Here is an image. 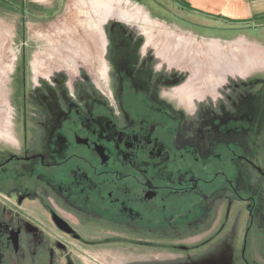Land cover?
I'll list each match as a JSON object with an SVG mask.
<instances>
[{
	"label": "flooded vegetation",
	"instance_id": "obj_1",
	"mask_svg": "<svg viewBox=\"0 0 264 264\" xmlns=\"http://www.w3.org/2000/svg\"><path fill=\"white\" fill-rule=\"evenodd\" d=\"M150 12L157 18L153 7ZM159 16L168 25V16ZM216 19L236 24L226 17ZM180 22L200 31L215 30ZM173 24L168 26L174 34H184ZM115 29L110 31L109 59L112 53L119 55L110 60L113 76L108 83H101L104 75L96 74L95 90L82 79L73 87L77 76L64 69L63 77L57 79L54 71L53 80L46 77L37 85L36 94H29L26 85L21 96L17 94L21 110L17 144L0 146V264H95L109 250H130L128 243L137 250L153 249L165 260L167 247L186 242L175 239L198 235H203L198 243L178 246L204 254L205 248L225 242L239 264L237 248L264 239L253 204L258 190L240 191L238 180L242 165L258 170L264 179L260 157L244 153V145L235 140L215 139L206 148L200 140H208L195 138L186 125L226 121L234 132L256 125L248 121L254 115L246 105L239 114H218L215 109L218 112L208 118L205 108L212 97L217 96V103L227 100L231 112V104L243 92L236 94L230 82L206 89L202 83L189 101L207 107L196 109L189 118L178 87H185L191 77L179 72L181 68L163 70L170 59L171 64L187 62L176 53L174 39L160 40L161 57L156 58L165 61L155 70L144 64L142 39L119 36ZM229 30L223 27V32ZM186 33L197 42L202 38ZM170 53L177 55L171 58ZM168 80L180 83L172 86ZM244 200L249 201V212L240 240ZM220 209L225 211L222 218ZM232 224L237 228L230 235ZM225 255L231 258L226 253L219 260Z\"/></svg>",
	"mask_w": 264,
	"mask_h": 264
},
{
	"label": "rangeland",
	"instance_id": "obj_2",
	"mask_svg": "<svg viewBox=\"0 0 264 264\" xmlns=\"http://www.w3.org/2000/svg\"><path fill=\"white\" fill-rule=\"evenodd\" d=\"M186 1L195 5L194 7L198 6L200 9H205L207 5L209 8L215 9L217 3H219L218 0H207L206 4L202 3L203 5H201L202 0ZM96 2L102 3L97 4ZM183 2V0H111V9H109L110 7L106 0L94 2L93 0H65L53 11L54 13L56 12V16L49 14L54 18L44 20L42 25L30 24L39 30H43V32L39 33V36H36L35 32H30L29 39L13 38L11 30L13 31L15 24L12 21V25L7 26L8 32L6 35L9 38L0 40V146L17 144L15 136H17L21 126V110L20 106L18 107L17 94L19 93L21 96L24 85L27 88L29 87L28 93L34 95L37 93V85H43L46 77L53 80L54 78L51 77L52 72L56 71L55 77L59 79L65 74L61 75V70L64 69L71 71L73 76H77L73 87H76L82 79L85 80L84 83L90 89L95 90L96 86L99 87L96 74H103L104 80L101 83H108V77L111 78L113 76L111 71L109 72L111 67L110 60L112 62L113 60L116 61L119 55L116 52L112 53L111 59H109L111 53L109 51L111 45L110 31L116 28L115 30L118 31L119 36L123 35L130 40H133V38H136V40L142 39L144 46H142L141 50H143L145 57V59L143 58L144 64L155 70L160 69L163 60L165 61L164 58L163 60L156 58V56L161 57L160 49L158 48L160 40L169 37V43L171 39H174L175 44L178 45V49L175 48L176 53L186 59L187 62H183L186 65L181 67L183 65L181 61L175 63L176 65L171 64L172 62L170 61L172 59H170V64L165 63L163 70L181 68L178 70L179 72H183L187 78L191 77L185 83V87L181 85L184 90L182 87H178L180 89L179 93L187 101L185 103L188 108L189 118H193L197 114H195L196 109L207 107L196 105L189 101L194 97L195 92H198L202 83L206 84L203 87L206 89L212 84L214 87V85H221L223 81L230 82L233 83L237 91L236 94H238V90L243 92L231 104V112H227L229 109L227 100L217 103V96L212 97L210 106L208 105L209 108H205L206 111L208 109L210 111L208 118L218 112L213 111L215 109H219L218 114L224 112L239 114V112L243 111L240 107L246 105L251 109L252 115H254L248 121L256 125L245 128L239 127L236 132L225 126L226 121H198L194 122V124L188 123L186 126L189 128V132H194L195 138H206L208 140H200L202 145L207 144L206 148L215 139L218 141L235 140L240 142L244 145V153L247 155H253V153L259 155L260 165L264 168V67L256 66L258 62L257 51L264 52V48H261L262 45L264 47V34L261 38L259 37L261 36L259 33L261 31H259L260 26H258L264 23V19L256 18L251 23L238 21H236V24L224 23L217 20V17L213 18L209 14H202L203 12L197 10V7V9H193L194 7L190 8ZM245 2L247 4H256L253 0H245ZM152 7L157 12L154 15L158 19L152 16L150 12ZM161 14L167 15L168 19H170L168 25L174 23L175 25L173 24L172 27H175L176 30H184V34L179 31L174 34L176 32L169 29V26L162 20L163 15L159 16ZM180 20L205 26L209 25V28L213 27L215 30L206 28L204 31H200V29H197V31L186 22H180ZM0 22L2 21L0 20ZM224 26L231 28V30L223 32ZM55 30H58V32L54 35L47 37L43 35L44 33L45 35L50 34ZM186 32H192L195 35L200 34L202 38H199L200 41L197 42L195 37L193 39L186 36L185 34L188 35ZM57 37H59L60 43L49 48L51 41H55ZM167 48L170 52L171 49L168 45ZM178 51L180 52L178 53ZM119 52L122 53L121 50ZM176 53H170V57H174L177 55ZM26 63H28L27 66L30 70L26 68ZM167 83H170L169 80ZM179 83L172 82L170 84L178 86ZM31 84L33 86H30ZM226 84L224 83V86ZM89 87L87 88L89 89ZM32 88L35 89L33 90ZM223 95L221 94L222 97ZM30 97L32 100L34 99L33 96ZM221 105H225L227 108L221 107ZM257 111L260 112L256 114ZM238 173L240 174L238 178L240 191L245 192L251 189L252 192H256L258 190L259 195H257L256 204L250 203L254 204L255 212L259 214L260 222L264 226V179L260 178L261 174L258 170H253L245 165L241 166ZM248 202V200H244L241 203L240 240H242L243 232H245L247 227ZM224 213L225 211L220 209L221 218ZM236 228V225L230 228V235L233 234ZM202 236H185L175 240H184L186 242L180 244L189 246L198 243V239ZM251 243L249 240L245 248L244 245L243 247L240 245L237 248V262L239 264H264V247L263 249L260 247L262 244L264 246V239L262 242ZM180 244H176V248L167 247L163 255L165 260H163L162 255L159 256L160 258L156 257L157 254L153 252V249L137 250L134 244L128 243L127 247L130 250L124 252H112L109 250L107 254H102L98 258L100 263L95 264H235L234 252L231 253L232 250L230 249L226 250L228 247L225 242L214 244L213 247L202 250L204 254L201 251L198 253L195 251L191 252L192 250L190 252L184 251L178 246ZM254 245L255 248L252 249ZM121 247L122 244L119 248ZM152 253L154 254L152 255ZM226 253L231 258L225 255L219 260V256Z\"/></svg>",
	"mask_w": 264,
	"mask_h": 264
},
{
	"label": "crops",
	"instance_id": "obj_3",
	"mask_svg": "<svg viewBox=\"0 0 264 264\" xmlns=\"http://www.w3.org/2000/svg\"><path fill=\"white\" fill-rule=\"evenodd\" d=\"M65 2V0H0V40L9 38L6 33L7 26L12 25V21H14V27L13 31L11 30V33L13 34V38L16 39H29L30 32H35L36 36H39V33L43 32V30H39L36 27L31 26L32 25H39L43 24L42 22L44 20H49L54 18L53 16H56L57 6L62 4V2ZM99 1V0H93ZM219 3H217L216 8H209L207 7L204 9V11H208V13L212 14L213 16L217 17H226L230 21H238L242 23H251L253 20L255 21L256 18H262L264 19V1L261 0H253V2H256V4H247L245 0H218ZM108 3V6L110 7L111 0H106ZM188 2H190L188 0ZM207 0H202L201 5L206 4ZM13 3V4H12ZM97 4H100L102 2H96ZM203 3V4H202ZM212 3V2H211ZM214 4V3H213ZM200 5V6H201ZM194 7L195 5L192 4ZM199 10L198 6H196ZM194 7V8H196ZM223 11H221L222 9ZM111 9V7L109 8ZM219 11H218V10ZM54 14H53V13ZM49 14H52L53 16H50ZM29 22V23H28ZM259 27V32L262 37L264 34V23H261ZM59 29V28H58ZM64 29V28H63ZM48 30V29H44ZM58 32V30L53 31L50 34H43L44 36L54 35ZM42 35V36H43ZM41 36V37H42ZM45 38V37H44ZM59 37L55 39V41H51L49 48L51 46H56L59 42ZM61 40V38H60ZM261 47V46H260ZM48 48V49H49ZM261 48H264L263 45ZM258 50V49H257ZM49 51V50H47ZM46 51V52H47ZM26 53V52H25ZM258 56V62L256 63V66L262 68L264 67V52L258 50L257 51ZM255 65V64H254ZM260 247L263 249V244L260 245ZM255 248V245L252 246V249ZM206 250L208 248H205ZM232 250L231 246H228L226 249Z\"/></svg>",
	"mask_w": 264,
	"mask_h": 264
},
{
	"label": "trees",
	"instance_id": "obj_4",
	"mask_svg": "<svg viewBox=\"0 0 264 264\" xmlns=\"http://www.w3.org/2000/svg\"><path fill=\"white\" fill-rule=\"evenodd\" d=\"M190 8L193 7L192 4L186 3ZM196 9V8H193Z\"/></svg>",
	"mask_w": 264,
	"mask_h": 264
}]
</instances>
